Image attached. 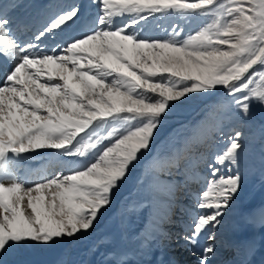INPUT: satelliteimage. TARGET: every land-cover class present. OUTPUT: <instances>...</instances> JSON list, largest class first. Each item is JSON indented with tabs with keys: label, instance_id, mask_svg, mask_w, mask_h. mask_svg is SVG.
<instances>
[{
	"label": "snow or ice",
	"instance_id": "1",
	"mask_svg": "<svg viewBox=\"0 0 264 264\" xmlns=\"http://www.w3.org/2000/svg\"><path fill=\"white\" fill-rule=\"evenodd\" d=\"M157 16L186 25L144 35ZM0 69V257L95 232L150 159L140 206L155 227L142 240L168 237L182 191L178 239L213 264L249 133L264 139V0H49L26 16L0 0ZM196 103L210 118L161 150L173 113ZM39 150L59 167L32 181L21 164ZM253 216L264 222V206Z\"/></svg>",
	"mask_w": 264,
	"mask_h": 264
},
{
	"label": "rangeland",
	"instance_id": "2",
	"mask_svg": "<svg viewBox=\"0 0 264 264\" xmlns=\"http://www.w3.org/2000/svg\"><path fill=\"white\" fill-rule=\"evenodd\" d=\"M166 18L168 23V26L166 28L170 29L175 23L186 25V21L178 16H168ZM166 35L167 33L164 32L163 36L161 37H164ZM209 113L210 108H207L199 103L193 104L189 107H185L174 112L171 118L168 120L167 126L161 133L160 139L158 141L159 148L161 150H165L168 147L170 140L177 133L181 135L190 134L191 129L194 128L198 121L210 118ZM254 120L257 126L261 122H264V112L257 110ZM149 163L150 159L143 162L133 171L131 178L127 181V183L122 186L120 191L116 194L115 202L110 212L106 214L105 219L101 222L100 226L95 230V232H92L90 235L83 236L78 240L59 244L52 248H47L39 245L29 246L26 248H15L0 257V264H55L59 256L60 259L56 264H105L102 259L110 260L111 262L114 260V257L112 255L113 253L105 248L106 245H110L112 249H116L119 251L126 250L128 255L133 258L134 255L132 246L129 243L127 237L125 236V229L123 227L122 220L126 215L127 218L130 217L132 213V210L128 206L129 203L127 201H130L132 205H135L133 199L127 197L130 191L132 193L134 192L133 194L135 197L141 199V184L139 181L141 178L146 176ZM140 170H142L143 173H141L142 177L138 180L141 172ZM242 172L244 175L242 190L239 193L238 199L234 202L231 210L224 217L222 226L219 227V229H221L222 231L219 229L217 231V240L215 243L217 248L216 252L219 253L225 251L224 246H227V242H229L227 241L225 234H231V237L233 236L232 238H234L235 241L240 238L239 234L236 232V228L240 226L238 223H241V229L244 227L249 228L250 226H252L249 222L250 217L247 222L248 218L246 216H240V212L243 210L246 211L247 208L253 207L255 205L258 206L261 203H264V139L260 137L258 130L255 128L252 130L251 133H249L246 148V162L244 167L242 168ZM51 175L52 174H50L49 176ZM136 180H138V187L135 183ZM133 183L135 188L133 190L127 191L131 189ZM179 193L180 192H178L177 194L179 195ZM177 201H183L182 203H184L185 197L183 196L181 197V199L178 198ZM141 213L142 214L139 216L142 219H145L144 217L148 216V212H146L144 209ZM251 214H253V210L250 211L249 215ZM175 224H177V221L175 219L174 214L173 225L168 228L169 236L163 238L162 241L158 239V241L160 245L167 244V247L162 246V248L168 249L171 253H173L172 255L179 257L180 255H183L182 249L179 248L180 246L177 248L179 243H175L179 241V239L176 238L175 235L174 237H172L173 234L170 230L171 228L175 227ZM262 224L264 223H260L258 225L255 224V226L252 227L251 232L257 230L259 233H263L264 225ZM103 232H109L114 234L120 242L115 245L107 243V240H103ZM243 234H246V232H244ZM241 238H243V235L241 236ZM171 243L172 245H170ZM94 248H97L100 251L98 255L90 254V251ZM178 250L181 251L178 252ZM175 251L176 253H174ZM163 253L165 254L166 251ZM219 253L218 255L223 258V255ZM216 256L217 254H215L214 258ZM146 258L149 262V257L146 256Z\"/></svg>",
	"mask_w": 264,
	"mask_h": 264
},
{
	"label": "bare ground",
	"instance_id": "3",
	"mask_svg": "<svg viewBox=\"0 0 264 264\" xmlns=\"http://www.w3.org/2000/svg\"><path fill=\"white\" fill-rule=\"evenodd\" d=\"M26 8L27 7H25L23 12H25ZM13 9H15V8H12V10ZM13 12L16 13L17 10H14ZM146 36L154 37V33L151 32V33H149ZM28 159L39 160L38 164L30 163L27 160L23 161L22 164H21L22 171L32 181H36V180H39L41 178H45V177L49 176L50 174L53 175L58 170V167H59L54 162L53 156L47 151H43V150L36 151V152L32 153L28 157ZM140 171L141 172H140L139 178L142 177L141 173H143L142 170H140ZM135 183L137 185L138 180H136ZM179 204L182 205L183 203L181 201H179ZM262 206H264V205H262ZM131 207H132L131 208L132 213L130 212L131 213L130 217L127 218L126 217L127 215H126L124 218L122 216V218H123V227L125 229V234H126V236L129 239L132 240L133 232L138 233V240L135 241V248L140 249V251H149V253H150V258L149 259L152 262V264H180L181 261H183L182 259L180 261H178L177 259L173 260L172 258L168 259L169 257L164 259L163 257H161L160 254L157 253L156 250L154 251L152 243H150V244H145L144 243V241L142 240V237L149 236V234L152 231L151 228H154L155 225L153 223H150V219H148V221L142 226V228H136L135 229V227H134L135 223L133 221V217H135V214H138L140 212L139 210H141V209L136 204L135 205L131 204ZM178 212H181V211L178 209L177 213ZM251 215H253V214H251ZM136 217H137V215H136ZM251 217L252 216H250V220H252ZM253 220H254L255 224H257V225L260 224V223H264V222H261V220L258 217H254ZM136 223H137V221H136ZM219 230H221V229H219ZM258 233L259 232L257 230L253 231V235H252L251 238H249L247 236L248 232H246V234H242L243 238H241V239L243 241L242 243H243V246H244V248H243L244 252H243V255L237 261L232 262V264H242V262L245 261L246 258L252 256V254H253V252L255 251V248H256V244L255 243H256L257 238H258V235H257ZM263 233H264V231H263ZM225 235H226L227 238H229V246H232L234 248V246L236 244L235 239L231 237V234H225ZM263 236H264V234H263ZM175 237L178 238V236H176V235H175ZM175 243H181L182 244L183 241L179 240V241H177ZM249 247L251 248L250 251L248 250ZM179 251H181V250H178V252ZM225 251H227V249H225ZM225 251L224 252H220V253L216 252V254H217V256H219L218 253L223 255V256H225ZM174 253H176V251ZM172 256H175V255H172ZM183 257L186 258V259H184L185 264H194L193 261H195V263H197L196 262L197 261V256H196V258H194L195 255H191L190 256V254L188 253V256H187V253H186ZM137 259L140 261V263H143L145 261L144 257H142L141 254L138 255ZM241 259H244V260H241Z\"/></svg>",
	"mask_w": 264,
	"mask_h": 264
}]
</instances>
